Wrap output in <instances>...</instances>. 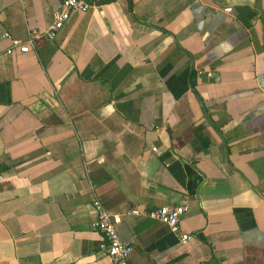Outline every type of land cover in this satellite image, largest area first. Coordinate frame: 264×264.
Returning a JSON list of instances; mask_svg holds the SVG:
<instances>
[{
	"label": "crops",
	"instance_id": "1",
	"mask_svg": "<svg viewBox=\"0 0 264 264\" xmlns=\"http://www.w3.org/2000/svg\"><path fill=\"white\" fill-rule=\"evenodd\" d=\"M63 1L0 0V264H114L95 200L129 264H264V0H101L50 41Z\"/></svg>",
	"mask_w": 264,
	"mask_h": 264
},
{
	"label": "built area",
	"instance_id": "2",
	"mask_svg": "<svg viewBox=\"0 0 264 264\" xmlns=\"http://www.w3.org/2000/svg\"><path fill=\"white\" fill-rule=\"evenodd\" d=\"M100 3L101 0H64L61 8L56 12L53 23L40 36H44L50 41L55 40L58 33L70 20L72 14L88 12L97 8ZM35 35L39 36L37 33ZM33 42L34 39L32 38L26 44L16 45L13 48H19L21 53H28ZM12 52L13 49L9 50V53ZM0 179H3L1 171ZM93 205L97 214L93 227L104 237V240L99 245L100 250L107 253L114 264H129V256L134 251V246L122 243L117 232V225L122 222L123 217L109 213L99 200H95ZM187 210L188 208L185 206L159 207L148 211H143L140 207H136L128 211L127 215H144L167 225L173 232H179L181 219ZM193 238L194 236L188 233L180 234V239L183 243H187Z\"/></svg>",
	"mask_w": 264,
	"mask_h": 264
}]
</instances>
